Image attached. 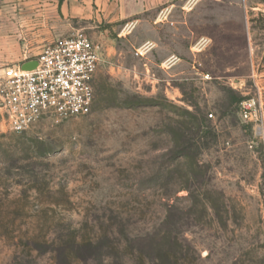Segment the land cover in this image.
I'll return each instance as SVG.
<instances>
[{"label":"rangeland","instance_id":"374dc122","mask_svg":"<svg viewBox=\"0 0 264 264\" xmlns=\"http://www.w3.org/2000/svg\"><path fill=\"white\" fill-rule=\"evenodd\" d=\"M111 2L67 35L102 50L91 114L22 134L0 119V264H58L46 242L123 232L111 264H143L135 238L158 230L176 264H264V0Z\"/></svg>","mask_w":264,"mask_h":264},{"label":"built area","instance_id":"2783aa9c","mask_svg":"<svg viewBox=\"0 0 264 264\" xmlns=\"http://www.w3.org/2000/svg\"><path fill=\"white\" fill-rule=\"evenodd\" d=\"M28 62L37 67L25 71L24 64L8 66L0 75V119L8 131L22 134L44 120L62 122L91 114L103 62L99 45L77 33L45 47ZM256 106L255 100L242 103L245 120L252 121Z\"/></svg>","mask_w":264,"mask_h":264},{"label":"crops","instance_id":"0c3cea01","mask_svg":"<svg viewBox=\"0 0 264 264\" xmlns=\"http://www.w3.org/2000/svg\"><path fill=\"white\" fill-rule=\"evenodd\" d=\"M115 6L111 0H0V15L5 19L0 57L9 66H21L36 59L45 47L68 38L75 30L73 23L109 18L107 12Z\"/></svg>","mask_w":264,"mask_h":264},{"label":"trees","instance_id":"16d2710c","mask_svg":"<svg viewBox=\"0 0 264 264\" xmlns=\"http://www.w3.org/2000/svg\"><path fill=\"white\" fill-rule=\"evenodd\" d=\"M238 102H242V99H238ZM188 114L193 116L191 113ZM205 121L206 119L201 121L196 119V129L198 134L202 132V128L204 127L203 122ZM195 147L196 145H194L192 141L185 139V145L183 148L180 150H178L179 148H175L176 150L172 149V153L174 154L173 161L176 162V160L181 161L186 159L188 157V152L192 151ZM173 164L174 163H172V165ZM153 183L154 180L148 181L147 188H153ZM171 209H174V207H171ZM122 234L121 238H115V240L110 238L106 233L104 235H97L96 237L87 240L79 239L76 235H73L68 242L59 238L57 240L46 242V244L50 246L52 253H56V255L58 254V264H72L74 260L87 261L94 258V254H98L101 257L102 264H111L110 255L107 252L116 249L122 253L124 258V251L129 247V244L132 241L126 232H123ZM135 240L150 250L149 254L140 253L138 255L143 264H176L173 259L174 253L171 248H162L165 246L164 243H169L170 245L177 242V239L173 238L171 233H162L159 230L156 232H147L143 236L135 238ZM106 241L110 242L112 245L107 246L105 244ZM155 246H159L161 252L160 257L153 255ZM59 259H62L64 263H61L62 261H59Z\"/></svg>","mask_w":264,"mask_h":264},{"label":"water","instance_id":"95a60500","mask_svg":"<svg viewBox=\"0 0 264 264\" xmlns=\"http://www.w3.org/2000/svg\"><path fill=\"white\" fill-rule=\"evenodd\" d=\"M37 67L36 62H28L23 65V70L25 71H32Z\"/></svg>","mask_w":264,"mask_h":264}]
</instances>
